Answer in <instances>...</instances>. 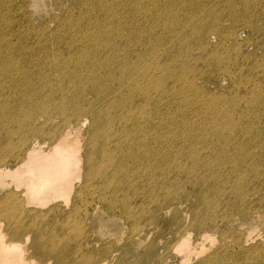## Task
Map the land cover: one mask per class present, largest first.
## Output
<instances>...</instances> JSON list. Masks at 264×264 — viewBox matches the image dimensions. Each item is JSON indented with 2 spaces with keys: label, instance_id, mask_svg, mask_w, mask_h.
<instances>
[{
  "label": "rangeland",
  "instance_id": "obj_1",
  "mask_svg": "<svg viewBox=\"0 0 264 264\" xmlns=\"http://www.w3.org/2000/svg\"><path fill=\"white\" fill-rule=\"evenodd\" d=\"M94 1L96 2L0 0V47L8 46L13 49L16 52L13 56L20 61H23V57L36 53H39V57L46 56L48 53L42 51L45 49H55L61 58L70 59L73 56L71 46L77 44L76 37L84 38L83 41L87 44L98 42V30H102L110 20L123 27L127 19V32L132 29V25L142 26L143 35L146 34L144 28L148 32L155 16L161 26L173 25L177 19L181 21V25L175 26L174 31L177 33L191 32L197 22L202 20L200 31L203 36L206 35V46L202 45L200 37L192 42L190 34V38L187 35L185 37L187 47L179 51L187 53L189 50L193 63L196 57L205 54L212 56L218 73L211 74L209 61L204 62L201 68L207 72L208 79H196V85L199 88L205 87L209 91L207 94L213 95L220 103L221 99H226L229 103L234 101L235 106L225 113L209 111L203 108L198 101L199 97L192 93V102L182 98L177 106L160 107L162 113L169 111L171 114L177 113L180 116L178 120L184 118L189 123L188 130L179 135L177 129L181 127L183 120L178 123L156 117L146 133L136 132L137 137L131 135L127 150L136 151L137 157L149 158L155 157L153 151L158 150L160 154L156 157L163 158L166 157L165 150H161L164 143L178 141V148L197 143L200 151L198 157L183 158L191 157L190 165L196 159L202 162L216 152V149L223 154L224 147H228L234 152L239 150V153L234 154L235 158L233 155H229L227 159L221 156V163L232 164L238 160V171L231 173L232 177L234 174V177L241 176L243 180L235 182L239 186L226 183L230 191L226 194V199L220 205L206 206L203 211L196 213L194 204L198 198V190L195 183L188 181L181 184L186 194L178 195L179 186L175 184L180 182L176 178H184V174L161 168L143 171L140 169L153 162L127 161L129 174H155L161 181L173 178L176 182H171L168 186L167 192H175L172 198L160 193L152 197L155 219L145 217L141 221H130V214L137 215L141 211L140 204L144 195L138 193L134 199H129V207L125 209L123 205L127 202V197L112 193L116 189L112 186L107 190V195L104 190L96 191L92 196L72 195V202L64 205L63 211L57 210L48 220L37 221L36 229H32L31 233L24 230L26 235L21 233L19 237L14 236V230L10 229L11 224L4 215L8 199L15 196L10 193L11 188L2 189L0 186V234L5 240L19 244L23 248V256L28 257L32 264H264V173L259 171L264 170V67H261L264 66V0H127V9L117 14L116 10H112L115 11L112 16H107ZM114 2L115 0H105L108 5ZM214 6L218 8L215 9ZM154 9H160L161 14L154 12ZM217 16L222 20L218 32L204 26L206 21H214ZM118 17L125 21L119 23ZM156 30L161 29L157 27ZM113 31L112 36L126 35L120 34L121 30L116 33V28ZM134 37L139 38L140 45H144L151 35L144 38L136 34ZM100 47H104L103 43ZM138 53L145 55L153 52L140 47L131 48L127 43L128 62L132 61L130 57L137 58ZM252 67L258 68V74ZM188 74L194 78L190 71ZM250 80H256L255 84H250ZM198 93L202 94L200 90ZM225 114L229 117L223 118ZM214 117L223 118L222 124H219L222 130L210 141L204 129L210 126L211 121H219ZM85 118L90 119L82 127L87 135L95 119L90 116ZM5 124H0V131ZM221 133L229 135V138L231 136L235 143L247 142L246 146L238 148L231 143V139H224ZM170 135H173L172 139L169 138ZM204 135L206 141H203ZM146 152L149 153L145 154ZM243 154L247 155L246 165L250 161L260 162L257 171H250L245 167L241 162L242 158L237 156ZM168 156L171 159L173 154ZM16 160L12 156L1 163L9 162L10 167L15 168L18 165ZM179 164L182 165L177 161L176 166ZM117 170L121 173L122 165H117ZM209 173L210 170L202 164L195 175L201 179L209 176ZM245 179L252 184H243ZM148 183L152 182L149 180ZM242 184L245 189L241 190ZM84 193L91 192L86 190ZM237 195L245 198L242 201ZM202 215L206 217L200 220ZM73 223L77 224L79 230L72 232ZM51 229L59 232V236L54 235V242H51L50 234H41ZM186 239L190 242L189 246L180 251ZM46 244H53L61 251H45L44 248L53 247ZM186 258L190 260L185 263Z\"/></svg>",
  "mask_w": 264,
  "mask_h": 264
},
{
  "label": "bare ground",
  "instance_id": "obj_2",
  "mask_svg": "<svg viewBox=\"0 0 264 264\" xmlns=\"http://www.w3.org/2000/svg\"><path fill=\"white\" fill-rule=\"evenodd\" d=\"M124 1L115 0L111 5L106 4L105 0L94 2L107 16H112L115 13L112 10H116L117 14L127 9L128 2ZM154 12L161 14L160 9H154ZM118 18L119 23L125 21ZM173 18L177 19L176 16ZM154 21L148 32L144 28L146 34L143 35L142 26L132 25V29L127 32V19L125 27L110 20L102 30H98V42L87 44L83 41L84 38L76 37L77 44L71 46L73 56L70 59L61 58L55 49H45L42 51L48 53L46 56L39 57V53H36L25 56L20 61L13 56L16 54L13 49L8 46L0 47V124L6 123L0 131V186L2 189L11 188L10 193L15 196L8 199L4 211L5 218L11 224L10 229L14 230V236L25 234L24 230L31 233L32 229H36L37 221L48 220L57 210L63 211V206L72 202V195L92 196L96 191L102 190L107 195V190L112 186L116 187L112 193L127 197V202L123 205L125 209L129 207V199H134L138 193L144 195L145 198L140 204L141 211L137 215L130 214V221H141L145 217L155 219L152 197L160 193L172 198L175 192H167L168 186L171 182H176L173 178L161 181L155 174H129L127 161L153 162L140 169L143 171L161 168L184 174V178H176L180 182L175 184L179 186L178 195L186 194L181 184L194 182L198 190V198L194 204L196 213L203 211L206 206L220 205L226 199V194L230 193L226 183L239 186L235 182L243 180L241 176L234 177L238 171V160L232 164L221 163V156L223 159H227L229 155L235 158L234 154L239 153V150L234 152L228 147H224L223 154L216 149V152L202 162L196 159L190 165L192 158H183L198 157L200 151L197 143L187 144L182 148H178V141L164 143L161 150H165L166 157L163 158L156 157L160 154L158 150L153 151L155 157L151 158L137 157L136 151L127 150L131 135L137 137L136 132L146 133L156 117L178 123L183 120V124L177 129L179 135L188 130L189 123L184 118L178 120L180 116L169 111L162 113L160 107L174 104L177 106L182 98L192 102V93L199 97L198 101L209 111L225 113L235 106L234 101L229 103L226 99H221L220 103L213 95L207 94L209 91L205 87L199 88L196 85V79H208L207 72L201 68L204 62L209 61L211 74L217 72L216 61L212 56L205 54L196 57L193 63L189 50L187 53L179 51L187 47L185 37L190 34L192 42L200 37L202 45L206 46V35L203 36L200 31L202 20L197 22L191 32L182 31L183 33L174 31L175 26L181 25L178 19L175 24L164 26L159 24L156 16ZM221 21L220 16H217L214 21H206L204 26L218 32ZM157 27L161 30H156ZM115 28L116 33L121 30L120 34L126 35L112 36ZM136 34L144 38L150 34L151 38L144 45H140L139 38L134 37ZM102 43L103 48L100 47ZM127 43L131 48H145L153 53H138L137 58L130 57L132 61L128 62ZM160 49L163 51L160 52ZM252 70L258 74L257 67H252ZM188 71L194 78L189 76ZM255 82L256 80L249 81L250 84ZM87 116L94 117L95 122L90 125L92 129L85 135L82 127L90 120L85 118ZM214 119L219 121H211L210 126L204 129L210 141L222 130L219 125L222 124V119ZM221 134L224 139H231V143L238 148L246 146L247 142L235 143L231 136L229 138V135ZM172 136L169 138L172 139ZM153 139L157 142L156 137ZM203 141H206L205 135ZM168 154H173V157L170 159ZM12 156L17 158L18 165L15 168L10 167L9 162L1 163ZM237 156L242 158L243 164L247 162L246 154ZM177 161L182 165L176 166ZM119 164L123 167L121 173L117 170ZM202 164L210 173L209 176L199 179L200 176L197 178L195 174ZM245 167L250 171H257L260 162L250 161ZM232 171H235L233 177ZM259 171L264 173V170ZM227 172L228 175H225ZM149 180L151 184L148 183ZM244 183L252 184L248 179ZM243 184L240 186L241 190L245 189ZM86 190L91 193L85 194ZM237 196L242 201L245 198ZM159 202L160 200L157 204ZM52 204L55 205L50 206ZM205 217L202 215L199 219ZM72 226V232L79 230L76 223ZM41 234H50L51 242L55 241L54 235L59 236L55 229ZM189 243L186 239L180 251L189 246ZM44 249L61 251L54 245ZM28 259L23 256V248L19 244L5 240L0 234V264H32ZM189 260L190 258H186L185 263Z\"/></svg>",
  "mask_w": 264,
  "mask_h": 264
}]
</instances>
